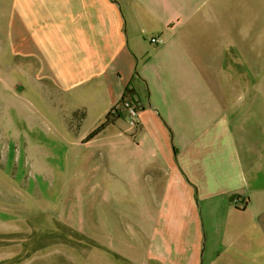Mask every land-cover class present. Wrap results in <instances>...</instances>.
<instances>
[{"label":"crops","instance_id":"crops-1","mask_svg":"<svg viewBox=\"0 0 264 264\" xmlns=\"http://www.w3.org/2000/svg\"><path fill=\"white\" fill-rule=\"evenodd\" d=\"M250 7L264 0H0L2 64L77 131L63 221L96 264H264V121L238 118L264 60ZM127 86L135 138L125 119L86 140Z\"/></svg>","mask_w":264,"mask_h":264},{"label":"rangeland","instance_id":"rangeland-1","mask_svg":"<svg viewBox=\"0 0 264 264\" xmlns=\"http://www.w3.org/2000/svg\"><path fill=\"white\" fill-rule=\"evenodd\" d=\"M246 25L250 41L256 34L264 41V9L257 15L250 7ZM252 70L250 88L238 100L246 106L238 118L250 128L264 121V60ZM33 94L0 57V264H96V243L63 221L65 187L76 175L68 162L75 138L67 136L77 131L56 122ZM137 130L138 119L125 132L135 138ZM251 168L264 188V161Z\"/></svg>","mask_w":264,"mask_h":264},{"label":"trees","instance_id":"trees-1","mask_svg":"<svg viewBox=\"0 0 264 264\" xmlns=\"http://www.w3.org/2000/svg\"><path fill=\"white\" fill-rule=\"evenodd\" d=\"M127 103L134 104V106H136L137 112L140 113L142 107H140L138 102L135 100V91L131 86L126 87L120 101L109 111L103 123L88 135L87 140L89 141L90 139L94 138L107 125L113 124L119 120H125L128 115V107H126Z\"/></svg>","mask_w":264,"mask_h":264},{"label":"built area","instance_id":"built-area-1","mask_svg":"<svg viewBox=\"0 0 264 264\" xmlns=\"http://www.w3.org/2000/svg\"><path fill=\"white\" fill-rule=\"evenodd\" d=\"M151 43H161L162 40L161 39H155V38H151L150 40ZM126 107H128V115H127V120L129 125L128 126H132L134 127L136 125L138 116H139V112H137L136 110V106H134V104H126Z\"/></svg>","mask_w":264,"mask_h":264}]
</instances>
